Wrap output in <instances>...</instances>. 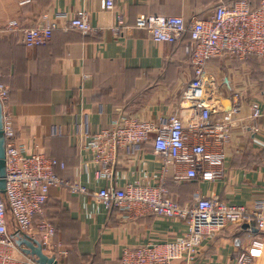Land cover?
Masks as SVG:
<instances>
[{
    "label": "crops",
    "instance_id": "1",
    "mask_svg": "<svg viewBox=\"0 0 264 264\" xmlns=\"http://www.w3.org/2000/svg\"><path fill=\"white\" fill-rule=\"evenodd\" d=\"M114 1L116 8L110 11L103 0H0V26L12 19L23 26L60 25L47 44L33 48L23 43L21 33L0 34L1 80L11 89L10 108L19 138L30 151L38 146L65 163V168L56 167V173L88 191L73 192L65 186L50 190L44 216L55 225V240L67 252L56 257L59 264H124L126 248L188 233L185 221L163 215L123 218L117 207L96 196L102 188L156 185L162 180L169 197L181 206L204 196L252 210L264 202V115L252 116L255 106L264 111V57L241 60L226 52L207 64L214 90L213 118H221L236 105L240 108L234 115L223 178L174 180L163 173L152 140L120 149L108 177L91 163L92 155L83 152L81 138L90 137L122 113L164 121L179 108L183 88L194 76L187 52L190 37L155 41L146 30L135 27L137 16L181 15L190 24L213 15L220 1L238 0ZM249 2L256 5L261 0ZM84 9L96 33L63 29ZM117 12L127 20L119 34L113 30ZM9 224L14 233L11 218ZM243 225L229 222L214 236L205 237L191 264H237L243 251L253 256L252 264H264V232ZM27 234L38 239L34 231ZM256 240L261 245L254 244Z\"/></svg>",
    "mask_w": 264,
    "mask_h": 264
},
{
    "label": "built area",
    "instance_id": "2",
    "mask_svg": "<svg viewBox=\"0 0 264 264\" xmlns=\"http://www.w3.org/2000/svg\"><path fill=\"white\" fill-rule=\"evenodd\" d=\"M103 2L105 9L115 10L114 0ZM126 22L124 13L117 12L114 32L119 34L123 31ZM59 27L55 22L23 26L18 19H12L0 26V34L21 33L23 43L33 48L47 44L53 31ZM62 27L85 34L97 32L85 9L79 10ZM135 27L146 30L160 42H176L189 32L187 52L191 55L194 76L183 88L179 108L164 121L157 123L142 115L122 113L90 137L81 138L83 152L91 154V163L108 177L120 149L134 148L152 140L154 151L161 159L163 173H169L174 180L223 178L234 115L240 108L236 105L221 118H213L214 90L207 64L226 52L241 60L252 56L264 57V0L256 7H252L249 0H238L230 5L220 1L213 15L190 24L181 15L140 14ZM10 91V86L1 80L0 74L6 150L4 191L0 171V264H41L36 256L25 253L22 246L14 241L16 235L34 231L43 251L55 257L66 254L62 244L55 240V225L44 216L50 190L54 186H65L73 192L88 191L79 182L67 181L56 173V167L65 168V163H58L40 151L38 146L30 151L19 138L10 108ZM252 114L258 118L264 115V111L255 106ZM86 163L88 165V160ZM95 194L106 205L117 207L125 219L157 214L183 220L188 226L185 235L124 249V264H191L197 259L204 238L214 236L229 222L253 224L264 232V202L252 210L244 205L204 196L192 205L181 206L168 196L162 180L156 185L137 184L120 189L106 187ZM10 218L16 227L14 233L9 230ZM253 243L261 245L259 240ZM252 262L253 256L247 251L241 252L237 258V264Z\"/></svg>",
    "mask_w": 264,
    "mask_h": 264
},
{
    "label": "water",
    "instance_id": "3",
    "mask_svg": "<svg viewBox=\"0 0 264 264\" xmlns=\"http://www.w3.org/2000/svg\"><path fill=\"white\" fill-rule=\"evenodd\" d=\"M6 150H5V136L3 131V107L0 102V171L2 176L1 186L3 191L6 187ZM244 228H251L256 230L257 227L253 224L244 223ZM16 242L22 247L24 252L37 257V260L41 264H59V261L55 256H49L43 251L42 244L39 239L32 238L29 234L24 233L21 235H16Z\"/></svg>",
    "mask_w": 264,
    "mask_h": 264
},
{
    "label": "trees",
    "instance_id": "4",
    "mask_svg": "<svg viewBox=\"0 0 264 264\" xmlns=\"http://www.w3.org/2000/svg\"><path fill=\"white\" fill-rule=\"evenodd\" d=\"M233 4V3H232ZM258 4H260V3H258ZM258 4H256V5H253L252 3H250V5L252 6V7H256V6H258ZM230 5V4H229ZM134 23H135V21H134ZM75 30V29H74ZM14 34V33H13ZM189 36L190 37V33L189 32H186L184 35H183V37L182 38H184L185 36ZM38 47V46H37ZM253 57V56H252ZM10 94H11V92H10ZM169 196V195H168ZM172 200H174L172 197H170ZM175 201V200H174ZM47 202H48V200H47ZM47 202H46V204H47ZM180 204V203H179Z\"/></svg>",
    "mask_w": 264,
    "mask_h": 264
}]
</instances>
